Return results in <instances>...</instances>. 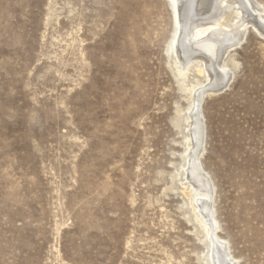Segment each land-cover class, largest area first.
Masks as SVG:
<instances>
[{"label": "rangeland", "instance_id": "374dc122", "mask_svg": "<svg viewBox=\"0 0 264 264\" xmlns=\"http://www.w3.org/2000/svg\"><path fill=\"white\" fill-rule=\"evenodd\" d=\"M174 22L173 0H0V264H214L187 195L208 81L166 52ZM222 65L200 168L230 260L264 264V37Z\"/></svg>", "mask_w": 264, "mask_h": 264}, {"label": "bare ground", "instance_id": "6f19581e", "mask_svg": "<svg viewBox=\"0 0 264 264\" xmlns=\"http://www.w3.org/2000/svg\"><path fill=\"white\" fill-rule=\"evenodd\" d=\"M173 1L175 27L165 50L169 53L172 49L176 54L179 73H184L191 61H200L208 81L204 90L195 92L193 89L195 93L189 108L191 148L188 152L190 190L187 195L197 203L201 223L206 226L213 263L234 264L225 242L216 237L217 227L210 203L212 187L200 168L198 156L203 135L200 102L205 91H219L228 85L231 75L222 65V59L244 37L247 25L251 24L264 37V7L250 0Z\"/></svg>", "mask_w": 264, "mask_h": 264}, {"label": "water", "instance_id": "95a60500", "mask_svg": "<svg viewBox=\"0 0 264 264\" xmlns=\"http://www.w3.org/2000/svg\"><path fill=\"white\" fill-rule=\"evenodd\" d=\"M219 91H221V90H219ZM215 92H218V91H215Z\"/></svg>", "mask_w": 264, "mask_h": 264}]
</instances>
